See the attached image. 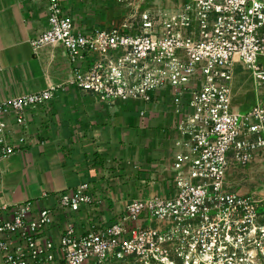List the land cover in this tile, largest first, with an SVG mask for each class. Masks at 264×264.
Listing matches in <instances>:
<instances>
[{
	"label": "built area",
	"instance_id": "obj_1",
	"mask_svg": "<svg viewBox=\"0 0 264 264\" xmlns=\"http://www.w3.org/2000/svg\"><path fill=\"white\" fill-rule=\"evenodd\" d=\"M46 1L47 27L31 48L62 46L73 84L108 104L153 103L157 91L172 90L171 111L183 116L175 124V189L133 199L115 222L89 223L85 233L68 224L57 238L49 235L52 206L1 204L0 264H264V198L233 190L230 177L264 158V0H122L119 21L88 29L62 0ZM237 64L259 87L244 112L232 103ZM57 89L0 102V158L16 151L6 117L26 128L25 110ZM55 202L75 213L100 200L81 182Z\"/></svg>",
	"mask_w": 264,
	"mask_h": 264
},
{
	"label": "crops",
	"instance_id": "obj_2",
	"mask_svg": "<svg viewBox=\"0 0 264 264\" xmlns=\"http://www.w3.org/2000/svg\"><path fill=\"white\" fill-rule=\"evenodd\" d=\"M62 3L79 29L110 26L125 15L105 0ZM46 8V0H0V102L58 86L45 105L25 110L26 128L16 124L13 114L6 117L5 135L16 151L0 158V205L35 200L36 209L52 206L49 235L57 238L68 224L85 233L89 223L115 222L133 199L172 195L174 142L179 137L175 124L183 116L171 111L170 88L157 91L153 103L108 104L73 84L62 46H45L36 53L31 48L30 41L47 27ZM245 80L251 87V79ZM232 103L235 110L247 108ZM261 161L256 159L244 176L234 174L233 179L242 183L246 175L253 179L262 174ZM81 182L91 185L100 203L83 205L75 213L55 205L59 193ZM43 192L49 199L41 198Z\"/></svg>",
	"mask_w": 264,
	"mask_h": 264
},
{
	"label": "rangeland",
	"instance_id": "obj_3",
	"mask_svg": "<svg viewBox=\"0 0 264 264\" xmlns=\"http://www.w3.org/2000/svg\"><path fill=\"white\" fill-rule=\"evenodd\" d=\"M106 3H104L107 6L113 7L114 9L126 12V7L124 5V3L122 2V0H105ZM121 13V12H120ZM99 26V25H96ZM99 27H105V26H99ZM259 62L264 63V57H259L258 59ZM234 73H235V78H237V88L234 90L233 89V102H235L237 104V107H241L243 105V107H246L247 105H249L251 103V101H254V96L255 94L257 96H259L258 91H259V87H254L253 83H252V78H251V71L250 70H246L243 69L241 65L237 64L234 68ZM249 77L251 80V87H249V85H246V81L245 78ZM262 100H264V94L259 96ZM241 112H244L243 109L240 110ZM257 159H262L261 164H259L261 166V171L262 174L254 176L253 179H251L250 177H248L247 175L245 176V178H243V182L240 183V181L238 180H234L232 177L234 174H236V176L242 177L244 176V171H246L250 165H253L252 163L246 167H240V169L243 170V173H234L232 176L230 175L231 178V183H232V188L235 191H242L241 188H243L244 191L248 190L249 193H254V191L257 192V190H264V158H260V156ZM241 170V171H242ZM257 195V193H255ZM260 194V195H259ZM259 197L264 198V191H262V193H258ZM264 210V206H260L259 207V211Z\"/></svg>",
	"mask_w": 264,
	"mask_h": 264
}]
</instances>
